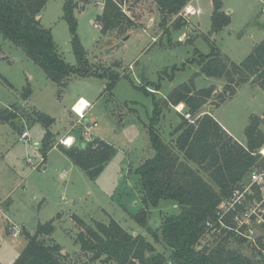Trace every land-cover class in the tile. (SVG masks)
Returning a JSON list of instances; mask_svg holds the SVG:
<instances>
[{"label":"rangeland","instance_id":"374dc122","mask_svg":"<svg viewBox=\"0 0 264 264\" xmlns=\"http://www.w3.org/2000/svg\"><path fill=\"white\" fill-rule=\"evenodd\" d=\"M222 1L224 9L233 13V21L229 28L209 34L210 0H199L204 8L201 16H195L201 13L200 8L194 7L197 0H189L187 4L197 12L185 14L182 11L183 14L177 16L160 14L155 0H141L135 11L144 16L142 21L139 18L130 23L124 18L121 26L109 31L94 26L103 11L96 0H74L77 32L87 52L89 73L74 74L61 85L50 79L22 47L0 33V109L17 107L18 118L27 120L22 122L20 129L10 122L14 130L9 134L8 147L0 154V198H6L0 205L5 208L12 203L7 214L0 210V264L14 263L27 244L26 228L35 232L39 223L51 219L56 229L53 238H46L47 241L61 244L70 264H81L90 254L82 252L76 243L82 228L74 215L92 225L96 221L108 223L114 218L129 233L142 235L153 243L155 253L171 258L172 249L165 243L161 227L168 215L180 211L177 203L161 200L157 207H150L145 227L134 218L143 208L140 176L136 170L155 154L149 134L155 100L164 103L162 99L175 87L194 77L196 88L210 85L216 88L202 111L212 113L236 137L246 138L245 130L251 116L263 117L261 128L264 130V86L261 84L264 80L252 76L248 82L235 86V93L231 95L223 92L226 78L207 77L200 73L201 67L191 61L198 57L197 49L203 53L211 51L206 35L235 62L244 59L264 37V0ZM64 4L65 0H49L41 12V20L44 27L51 29L62 58L71 65H78L72 35L64 18ZM152 15L155 21L150 22ZM148 24L150 28L144 30ZM128 34L130 37L124 40ZM184 63L187 65L181 68ZM116 75H120L119 80L108 86ZM28 87L32 90L30 100L21 106ZM81 95L93 104L87 111V120L98 122L91 131L92 142L102 139L115 148L95 178H90L59 149L51 151L46 156L47 161L41 162L43 154L35 147L36 142L42 143L46 130L36 113L44 112L55 119L50 129L55 133L57 146L60 132L67 130L78 118L70 108ZM178 106L162 104L161 117L155 126L164 141L171 144H175L179 134L177 127L187 113L184 105ZM23 129H28L29 141L18 140ZM82 130L83 125H78L74 131L76 146L85 141ZM7 132L0 122V135L4 137ZM188 162L216 187L207 172L194 162ZM260 162L263 163L264 158L261 157ZM242 200V204L231 210L228 203H223L222 221H211L209 227L213 230L201 237L202 248L213 249L229 232L234 234L229 239L231 247L236 245L253 259L257 257L248 243L253 239L264 241V227L260 222L264 219V205L256 196L245 195ZM246 211L251 214L250 222L245 221ZM14 222L20 225L18 237L13 236ZM152 231L157 232L158 238ZM238 237L245 240L242 245L236 241ZM91 264L117 263L98 260Z\"/></svg>","mask_w":264,"mask_h":264},{"label":"trees","instance_id":"16d2710c","mask_svg":"<svg viewBox=\"0 0 264 264\" xmlns=\"http://www.w3.org/2000/svg\"><path fill=\"white\" fill-rule=\"evenodd\" d=\"M48 1L0 0V33L4 38L22 47L28 57L40 66L50 79L61 85L66 84V80L74 74L89 73V62L86 49L77 32L74 0H65L64 18L72 35L71 43L78 65H71L62 58L51 29L43 26L41 17L37 18L41 16ZM155 1L161 14L172 15L178 14L189 2V0ZM212 2L209 34L220 32L231 22L229 14L223 10V1ZM124 18L126 17L112 0L107 1L98 16L104 31L121 26ZM205 38L211 44V51L203 53L197 49L198 57H193L191 61L196 62L201 67L200 73L207 77L226 78L227 84L223 92L228 91L233 95L235 86L248 82L252 76L264 80V39L237 63L223 54L209 35ZM186 65L184 63L181 68H185ZM119 78L120 75L113 77L108 86H113ZM261 84L264 86V81ZM215 89L213 85L196 88L193 77L175 87L167 98L162 99L164 103L155 100L149 124L155 154L147 158L136 170L140 176L143 208L134 215V218L141 226H147L149 208L157 207L161 200H172L180 208L178 213L168 215L161 227L162 237L172 249L170 259L175 264L256 263V258L245 254L238 246H230L229 239L234 236L233 233L228 232V236L211 250L208 247L197 248L201 237L212 229L208 222L219 220L221 203L227 200L235 189L241 187L249 172L264 169V162H260L264 156L258 152L264 145V130L261 128L263 117L251 116L245 130L246 143L242 144L228 133L212 113L202 111ZM144 90L151 93L146 88ZM31 92V88H26L23 98L28 99ZM162 104L165 107L184 104L187 113L196 117L188 119L183 115L184 118L177 127L179 134L175 144L164 141L155 127L161 117ZM16 108L0 109V120L15 125L14 120L18 118ZM36 118L46 128L40 146L45 159L48 152L56 146L55 133L50 129L55 119L44 112H37ZM57 146L90 178H95L101 172L115 151L112 144L102 139L70 148L61 144ZM188 161L194 162L207 172L216 187ZM74 219L82 228L76 237V243L80 245L82 252L90 254L81 264H91L98 260L114 261L117 264H167L168 258L164 254L155 253L153 243L142 235L129 233L114 218L108 223L96 221L95 225L87 223L78 215H74ZM55 229L54 219H51L39 223L34 233L24 231L27 244L13 264H70L67 261L68 253L63 252L61 244L46 239L53 238ZM152 233L158 238L157 232ZM236 241L240 242V245L245 242L240 237L236 238ZM262 244L264 245V242ZM251 248L256 257L255 248ZM148 252L152 254L148 255Z\"/></svg>","mask_w":264,"mask_h":264},{"label":"built area","instance_id":"2783aa9c","mask_svg":"<svg viewBox=\"0 0 264 264\" xmlns=\"http://www.w3.org/2000/svg\"><path fill=\"white\" fill-rule=\"evenodd\" d=\"M108 0H96L97 4L101 5L104 9L106 6ZM115 4H117V6L119 7L120 11L123 13V15L129 19V20H139V18H142L144 16L141 15H137V12L135 11L136 7H138L140 5L141 0H112ZM155 6H157L158 10L160 11L156 1H155ZM195 10V11H193ZM185 12V14H193L194 12H197V10L195 8H193V6H185L177 15H182L183 12ZM161 14V11H160ZM139 16V17H138ZM147 18V17H146ZM148 21V18H147ZM150 22L155 21V16H151L149 18ZM151 24V23H150ZM154 24V23H153ZM94 26L97 29H103V24L102 22L98 21V22H94ZM150 25H146L145 29L146 30ZM150 28V27H149ZM153 40H155V38H153ZM82 103V107L81 109H77V106ZM93 107V104L85 99L84 97H79L75 103L72 105V110L75 112V114L78 117V124H82L83 125V130H82V138L85 139V141L83 142L84 144L89 142H92L93 140V136L91 134V131L98 126V122L92 121L89 122L87 120V111ZM185 116L190 119L191 115L189 113H186ZM193 121V120H191ZM86 122H89L88 124ZM86 123V124H85ZM29 131L28 130H24L22 131L21 135H20V139L22 141H29ZM77 142V138L76 136L72 135V134H65L59 137V143L65 147H72L75 146ZM40 146V145H39ZM258 152L260 154H262L264 156V145L258 150ZM45 159L43 157H41V162H43ZM244 186V187H243ZM245 195L253 197L256 196V198H259L261 200V205H264V169H254L251 172H249L246 176V178L244 179L241 188H237L233 191L232 195L225 201H223L221 203V205L219 206V220L220 216L222 214L223 211V203L226 202L228 203V209H236L237 205H240L243 203L242 200V196L244 197ZM251 214L246 211L245 212V221L246 222H250L251 219ZM222 221V220H221ZM260 222L262 224V226L264 227V219H260ZM245 223V222H244ZM211 222H208V225H211ZM12 228L14 229L13 232V236L14 237H18L20 234V229L19 227H17L16 224H14L12 226ZM210 228H212L211 230H213V227L211 226ZM209 232V231H208ZM262 242L264 241H255V239H253L252 241H249V244L251 247L255 248V251L257 252V257L255 259V264H264V245L262 244ZM197 248L201 249L202 245L200 243L197 244ZM167 264H175L174 261L172 259H168Z\"/></svg>","mask_w":264,"mask_h":264},{"label":"crops","instance_id":"0c3cea01","mask_svg":"<svg viewBox=\"0 0 264 264\" xmlns=\"http://www.w3.org/2000/svg\"><path fill=\"white\" fill-rule=\"evenodd\" d=\"M199 2V0H197V3ZM195 4V6L194 7H196V8H200L201 9V13L199 14V15H195V16H201L204 12V8H202V6H201V4ZM209 4H210V16L212 15V11H213V2H212V0H210V2H209ZM223 10L224 11H226L225 9H224V7H223ZM231 10H229L228 12L226 11V13H228L229 14V16H230V18H231V21H233V13H229ZM41 17V16H40ZM231 23V22H230ZM229 26H230V24L228 25V28H229ZM264 39V37L262 38V40ZM261 40V41H262ZM228 56H230L229 54H228ZM243 60V59H242ZM241 60V61H242ZM240 61V62H241ZM237 63H239V62H237ZM30 97H31V95H30ZM30 97L28 98V99H26V100H24L23 101V104H20L21 106L22 105H24V104H26V103H28L29 102V100H30ZM79 97H84V96H79ZM78 97V98H79ZM77 98V99H78ZM85 99H87L86 97H84ZM77 99H75L74 101H73V103L71 104V108H70V110L72 111V105L75 103V101L77 100ZM88 100V99H87ZM19 106V105H18ZM9 107V106H8ZM19 119V123H15V125H14V128H18V129H20V127H21V125H22V122L24 121V120H26V119H22V118H18ZM27 121V120H26ZM78 118L76 119V121H75V123L72 125V126H70V127H68L67 128V130H65V131H63V132H60L61 133V136L62 135H65V134H72V135H74V136H76V133L74 132L75 131V129H76V127L78 126V125H80V126H82V124H78ZM0 122H1V124L3 125V126H5L6 128H7V130L9 131V132H7L6 134V136H1L0 135V154L2 155V153H3V150L4 149H6L7 147H8V143H9V139L11 138V136L9 135L10 134V132L11 131H13L14 129H13V127H11L12 125H11V123L10 122H4V121H1L0 120ZM55 123H56V121L54 122V125H55ZM222 125V124H221ZM227 131H228V133H230L235 139H237L239 142H241L242 144H245V142H246V138H243V139H240V138H238V137H236L233 133H232V131L229 129V128H227L226 126H224V125H222ZM10 128H12V129H10ZM25 129H23L22 131H24ZM26 130H28V129H26ZM22 133V132H21ZM57 133H59V132H57ZM21 135V134H20ZM81 135H82V132H81ZM44 136V135H43ZM43 139V138H42ZM12 140V139H11ZM18 140L20 141L21 139H20V136L18 137ZM22 141V140H21ZM25 142V141H24ZM11 143V142H10ZM41 146V144L39 143V142H36V144H35V147H37V148H40V146ZM56 149H59L58 148V146H54L49 152H48V154H50L51 153V151H53V150H56ZM60 150V149H59ZM62 152V151H61ZM64 153V152H63ZM65 154V153H64ZM66 155V154H65ZM45 161H47L46 160V158H45ZM72 162V161H71ZM74 164V163H73ZM45 168H47V167H45ZM8 198V197H7ZM6 198H0V203H2L4 200H5ZM12 207V203L11 204H9V205H7V207H5V208H1V205H0V210H2L4 213H6L7 214V212H9V210H10V208ZM15 223V222H14ZM16 225H17V227H20V225H18L17 223H15ZM26 230L27 231H29L30 233H34V231H31V230H29V229H27L26 228ZM0 245H1V241H0ZM25 247V246H24ZM63 252H65V251H63Z\"/></svg>","mask_w":264,"mask_h":264},{"label":"water","instance_id":"95a60500","mask_svg":"<svg viewBox=\"0 0 264 264\" xmlns=\"http://www.w3.org/2000/svg\"><path fill=\"white\" fill-rule=\"evenodd\" d=\"M37 18L39 19L40 18V15L37 16ZM131 34H128L124 37V40H127L129 37H130ZM122 45V43H120ZM210 109H212V106L210 107ZM15 123H19V119H15L14 120ZM58 134V133H57Z\"/></svg>","mask_w":264,"mask_h":264},{"label":"bare ground","instance_id":"6f19581e","mask_svg":"<svg viewBox=\"0 0 264 264\" xmlns=\"http://www.w3.org/2000/svg\"><path fill=\"white\" fill-rule=\"evenodd\" d=\"M184 105V104H183ZM182 104H179V106H183ZM179 106H178V108H179ZM81 107H82V103H80L78 106H77V109H81Z\"/></svg>","mask_w":264,"mask_h":264}]
</instances>
